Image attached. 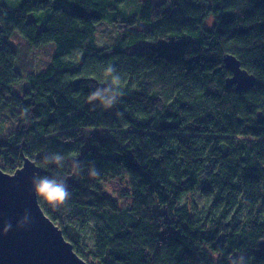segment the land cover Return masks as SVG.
Instances as JSON below:
<instances>
[{
  "label": "trees",
  "instance_id": "16d2710c",
  "mask_svg": "<svg viewBox=\"0 0 264 264\" xmlns=\"http://www.w3.org/2000/svg\"><path fill=\"white\" fill-rule=\"evenodd\" d=\"M102 20L119 30L98 47ZM0 23V115L11 119L0 168L13 173L27 156L38 175L65 181V205L38 204L82 259L264 264V0H0ZM16 36L55 45L26 80ZM225 54L253 86L225 85ZM113 75L117 103L89 102ZM53 154L62 166L45 162ZM121 172L126 204L101 185Z\"/></svg>",
  "mask_w": 264,
  "mask_h": 264
},
{
  "label": "water",
  "instance_id": "95a60500",
  "mask_svg": "<svg viewBox=\"0 0 264 264\" xmlns=\"http://www.w3.org/2000/svg\"><path fill=\"white\" fill-rule=\"evenodd\" d=\"M223 62L231 75L225 80L228 88L253 86L255 76L242 68L235 55L225 54ZM22 162L13 173L0 168V264H89L38 204L32 180L40 166L27 156Z\"/></svg>",
  "mask_w": 264,
  "mask_h": 264
},
{
  "label": "rangeland",
  "instance_id": "374dc122",
  "mask_svg": "<svg viewBox=\"0 0 264 264\" xmlns=\"http://www.w3.org/2000/svg\"><path fill=\"white\" fill-rule=\"evenodd\" d=\"M141 1V0H136ZM153 2L154 7H157L160 2L163 0H150ZM213 20L209 17L207 20L208 27L212 24ZM96 37H97V45L98 47L108 46L110 45L114 39L115 34L119 30V28L111 23H108L105 20L98 22L96 25ZM14 43H16L15 49L18 51V60L17 67L21 72L25 74L23 78L26 80V70H40L44 68V66L49 62L50 56L52 55L55 45L54 43H45L39 47H30L26 40L22 37L16 36L13 38ZM138 44L132 45V49L139 48ZM22 84V83H19ZM24 86L21 85L20 87ZM15 88V86H13ZM0 127L11 130V119L8 117L7 110L2 112L0 115ZM102 187L108 194H110L115 199L126 204L129 200V192H130V180L128 175L124 172H121L114 179H105L104 182L101 183ZM93 224V220H90L89 225L85 228L82 233V239L87 244L92 242L91 237V226Z\"/></svg>",
  "mask_w": 264,
  "mask_h": 264
},
{
  "label": "clouds",
  "instance_id": "9594fccd",
  "mask_svg": "<svg viewBox=\"0 0 264 264\" xmlns=\"http://www.w3.org/2000/svg\"><path fill=\"white\" fill-rule=\"evenodd\" d=\"M107 71L110 74L115 72L113 67H109ZM121 78L118 75H113L112 82L104 88H97L88 96V101H99L102 107L105 109L111 108L118 101V98L123 95L122 91L115 86V82ZM44 160L46 163H55L57 166L63 165L64 157L60 154H53L51 156H45ZM79 164L74 162V171H79ZM89 175L91 177L97 176V170L95 168L90 169ZM32 191L36 196L46 202L53 210H59L61 206L65 205L66 201L70 198L71 193L68 191L67 185L64 180H58L55 177L35 175L32 180ZM25 221L29 219L28 215L25 214ZM8 228L11 227L9 224ZM232 264H245L243 257L238 260H233Z\"/></svg>",
  "mask_w": 264,
  "mask_h": 264
}]
</instances>
